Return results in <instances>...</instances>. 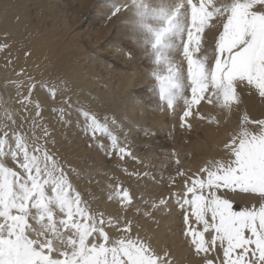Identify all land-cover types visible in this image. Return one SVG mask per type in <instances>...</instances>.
Listing matches in <instances>:
<instances>
[{"label":"bare ground","instance_id":"bare-ground-1","mask_svg":"<svg viewBox=\"0 0 264 264\" xmlns=\"http://www.w3.org/2000/svg\"><path fill=\"white\" fill-rule=\"evenodd\" d=\"M211 1L216 3L215 0H109L110 3L106 1L109 5L105 13L107 20L89 32L85 41H80L76 39V33L69 36L79 14L69 15V11L63 8V0H0V85L20 112L33 117V142L29 143V149L33 148L34 154L46 159L52 170H59L64 176L73 169L85 175L84 178L88 179L89 184L92 183L96 193L88 189L86 180H74L78 190L81 188L77 182H80L82 189L88 192V198L81 200L80 206L84 208L88 203V210L104 217L123 215L125 221L123 219L122 224H130L131 237L147 252H150L147 244L153 249L154 253H146L150 263L154 262L152 255L161 264L167 261L168 257L162 253L164 245L175 252L174 262L165 264H203V259L192 252L189 254L187 238L171 230L177 225L174 222L175 213L157 216L161 214L159 212L156 216L151 214L153 218L146 215L132 217L133 213H129L128 208L110 199L111 193L115 192L112 180L110 183L94 184L90 178H86V174L91 176L94 172H110L114 181L123 182L135 173L147 171L154 156V142L149 139L142 141L135 134H143L145 129H149L152 135L155 130L165 127V116L168 115L170 121L176 113V117H179L184 103L188 109L185 116L188 124L184 128L192 127L191 132H194L197 140H189L184 152H180L182 144H174L184 173L179 187H183L187 174L201 172L204 175L206 168L212 169L208 162L196 158L194 152L189 159L182 157L183 153L202 147L207 150L205 154L212 158L217 155L216 149L225 151L228 156L226 161L234 164V169L247 182L256 183L264 175V157L256 153L251 143L255 125L264 123V64L257 69L251 67L253 72L246 76L249 83L244 82L246 77L243 75L229 74L228 79L235 92H238L237 86L240 93L242 90H254L262 100L260 108L256 107L259 97L257 99L255 96H250L244 103L233 102L223 80H219L220 94L215 89L213 96L205 98L209 101L204 100L202 104L187 96L184 101L181 100L185 97L181 87L177 84L173 88L178 79L177 70L175 72L172 62L166 58V43L169 47L171 42L170 30L174 28L177 31L181 24H186L187 18H192L194 4L205 6ZM67 3L71 4L73 10L78 9V13L96 4L94 0H69ZM165 22L171 27L168 33L164 28ZM121 41L131 43L133 50H140L137 51L138 56L132 57L126 50L124 52ZM84 42L91 45L90 48ZM148 47L153 49L155 60L149 72L141 73L138 69L145 61V49ZM103 49L105 52L109 49L112 57L122 60L126 69L121 71L102 59L99 51ZM148 78L151 81L148 86L155 88L152 98H146L148 95L143 94L144 87L141 86ZM252 81L260 82L261 86H253ZM195 111L205 114L204 122L195 120ZM199 128H202L201 133L196 132ZM104 132L112 140L103 138L105 141H102L100 136ZM229 132L235 134L233 139H239L242 147L244 144L248 146V152L245 149L241 152L242 147L236 154L227 151L230 142L225 143V139L229 137ZM139 143L144 144L143 150L137 146ZM216 144L221 145L217 147ZM105 153L111 155L109 162L103 159ZM119 190H126V186H121ZM104 193H107L106 200L101 198ZM230 195L241 197L249 209H264L263 200L252 194L233 192ZM55 210L61 214L58 208ZM105 230L117 238V234L108 227ZM138 236L143 237V242L140 243ZM202 236L207 251H210V230H204ZM222 238L229 241L228 237ZM93 239L89 238L84 254L93 253V258L97 254L94 261L104 264V258L100 256L102 244ZM28 241L20 236L18 249L24 252L30 250L32 245H28ZM33 248L44 251L38 247L37 241H33ZM217 248L218 257L214 261L229 264L225 256L219 253V246ZM24 252H21V259H24ZM235 252L236 249L233 254ZM241 253L244 252L240 250L237 257ZM185 257L190 258L185 260ZM240 259L242 264L250 261L246 255ZM108 260L111 263V259Z\"/></svg>","mask_w":264,"mask_h":264},{"label":"rangeland","instance_id":"rangeland-1","mask_svg":"<svg viewBox=\"0 0 264 264\" xmlns=\"http://www.w3.org/2000/svg\"><path fill=\"white\" fill-rule=\"evenodd\" d=\"M63 1V8L69 11V15L79 14L69 36L76 33V39L80 41H85L89 32H93L101 22L107 20L105 13L111 2L94 0V6L78 13V9L73 10L71 4L67 3L69 0ZM215 1L216 3L211 1L205 6L194 4L192 18H187L186 24H181L177 31L171 29L167 22L164 23L167 33L171 29L169 47L166 43V58L172 62L175 72L177 70L178 83L173 88L177 84L181 87L185 96L182 97L181 94V100L184 101L187 96L202 104L207 100L205 98L213 96L215 89L220 94L219 80H223L233 102L244 103L250 96H255L257 99L259 97L256 107L260 108L262 100L254 90H242L240 93V87L237 86L238 92H235L228 84V79L229 74L248 77L253 72L251 67L257 69L264 64V0ZM74 5L76 7L75 3ZM84 43L90 48L91 45ZM121 46L132 57L138 56L137 51L140 50H133L131 43L121 41ZM103 50L99 51L102 59L121 71L126 69L122 60L111 56L109 49L106 52ZM145 50L147 54L141 55L145 61L138 69L141 73L149 72L155 60L153 49L148 47ZM247 77L243 80L249 83ZM150 83L148 78L141 85L144 87L143 94L148 95L146 98L155 96L152 93L154 86H148ZM252 84L261 86L260 82L252 81ZM5 91L0 85V264H97L94 261L97 254L94 258L93 253L84 254L91 237L102 244L100 256L104 258V264H161L154 255L151 256L154 262H149L146 253H154L153 249L147 244L150 251L147 252L131 237L130 224H122L123 219L125 221L123 215L104 217L100 213L91 212L86 208L87 199L84 201V208L80 206L79 202L88 198V192L82 189L80 182H77V186L81 188L78 190L73 181H85V175L73 169L67 178L61 171L52 170L46 159L33 153V148L29 149V143L33 142V117L20 112ZM155 98L158 103V97ZM181 106L180 116L176 117V113L170 121V117L166 115V126L155 130L152 135L149 129H145L143 134H135L142 141L149 139L154 142V156L147 171L135 173L123 182L114 181L110 172H94L91 176L86 174V178H90L94 184L110 183L112 180L115 192L111 193L110 199L119 206L128 208L129 213H133L132 217H148L151 214L156 216L159 212L161 214L157 216L175 213L177 216H174V222L177 225L171 227L176 232L173 234L185 236L190 243L188 253L201 257L203 264H221L220 260L214 261L218 257L217 246L219 253L225 256V261L229 264H242L240 258L243 255L250 258L245 264H264V209H249L241 197L229 196L233 192L252 194L262 199L264 206V175L256 183L247 182L234 169L235 165L226 161L228 156L225 151L216 149L217 155L212 158L205 154L207 150L202 147L183 153L182 157L189 159L194 152L196 158L208 162L212 169L206 168L204 175L201 172L187 174L183 187H179L184 173L174 144H182L180 152H184L189 140H197L194 132H191L192 127L184 128L188 124L185 117L188 109L184 103ZM195 115L197 122H204L206 119L201 112L195 111ZM263 125H255L256 131L252 134L251 143L256 153L264 157ZM196 132L201 133L202 128ZM229 134L225 139V143L230 142L227 151L236 154L242 147L241 141L233 139L234 133ZM107 136L105 133L100 137L105 141L109 138ZM216 145L219 147L221 144ZM137 146L142 147L141 150L144 148L143 143ZM247 147L244 144L241 152L243 149L248 152ZM109 158L110 154L103 157L105 162H109ZM121 186H126V190L120 191ZM87 187L96 193L92 183L88 182ZM136 189L138 190L134 192ZM101 198L106 200L107 193L102 194ZM55 208L61 211L60 215ZM179 225L183 227L182 230ZM106 227L116 233L117 238L110 236ZM207 228L211 232L210 251H207L202 236ZM20 236L29 239L28 245H32L30 250L24 252L18 249L20 246L17 241ZM138 237L140 243L143 242V237ZM222 237H228L229 241ZM33 241H37L38 247L44 251L33 248ZM240 250L244 253L237 257ZM21 252H24V259L20 257L23 254ZM162 253L168 257L164 264L174 262L175 252L172 248L164 245ZM185 258L187 260L190 257Z\"/></svg>","mask_w":264,"mask_h":264}]
</instances>
